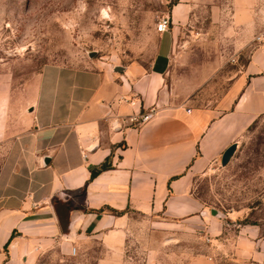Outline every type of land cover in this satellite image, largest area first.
<instances>
[{
	"label": "crops",
	"instance_id": "0c3cea01",
	"mask_svg": "<svg viewBox=\"0 0 264 264\" xmlns=\"http://www.w3.org/2000/svg\"><path fill=\"white\" fill-rule=\"evenodd\" d=\"M177 1L146 67L47 65L17 85L0 72V264L62 263L91 245L94 264H123L137 220L162 235L198 231L234 264H264L261 228L226 239L220 215L192 193L194 177L264 115V0L226 1L251 51L212 107L177 99L171 63L194 10L219 21L222 2ZM149 112L147 123H130ZM106 161L112 168L90 180Z\"/></svg>",
	"mask_w": 264,
	"mask_h": 264
},
{
	"label": "rangeland",
	"instance_id": "374dc122",
	"mask_svg": "<svg viewBox=\"0 0 264 264\" xmlns=\"http://www.w3.org/2000/svg\"><path fill=\"white\" fill-rule=\"evenodd\" d=\"M174 0H0V72L17 85L47 65L111 69L137 64L146 67L155 49V24L168 17ZM221 0L219 21L209 8H196L182 27L175 45L171 74L179 100L212 107L246 63L251 48H242L239 28H232L230 11ZM226 166L218 162L193 179L192 193L220 215L230 239L237 227L255 225L264 234V115L235 142ZM137 220V219H136ZM137 226L130 233L123 264H234L226 253L210 250L198 231ZM99 247L60 262L94 264ZM208 259V260H207ZM229 259V260H228ZM202 260H206L203 262ZM213 262V261H212Z\"/></svg>",
	"mask_w": 264,
	"mask_h": 264
},
{
	"label": "built area",
	"instance_id": "2783aa9c",
	"mask_svg": "<svg viewBox=\"0 0 264 264\" xmlns=\"http://www.w3.org/2000/svg\"><path fill=\"white\" fill-rule=\"evenodd\" d=\"M170 26V21L168 17H161L158 19L157 23L155 24V33L157 34H163L165 33ZM151 112L144 113L141 115L132 116L129 121L132 125L135 127H140L141 125L147 123L151 119ZM74 253V250H73Z\"/></svg>",
	"mask_w": 264,
	"mask_h": 264
},
{
	"label": "water",
	"instance_id": "95a60500",
	"mask_svg": "<svg viewBox=\"0 0 264 264\" xmlns=\"http://www.w3.org/2000/svg\"><path fill=\"white\" fill-rule=\"evenodd\" d=\"M121 69H122L121 67H117V68H114V71L119 72ZM235 149H236V144L233 143L228 148H226V150H224V152L221 154V157H220L221 166L227 165V163L229 162V160L233 156Z\"/></svg>",
	"mask_w": 264,
	"mask_h": 264
},
{
	"label": "trees",
	"instance_id": "16d2710c",
	"mask_svg": "<svg viewBox=\"0 0 264 264\" xmlns=\"http://www.w3.org/2000/svg\"><path fill=\"white\" fill-rule=\"evenodd\" d=\"M178 1L177 0H174L173 2H171L169 4V9L175 5ZM112 167H111V164H108V162L106 161L105 163L101 164L98 168H95V169H92L90 171V180L94 179L98 174H100L101 172H104V171H107V170H110Z\"/></svg>",
	"mask_w": 264,
	"mask_h": 264
}]
</instances>
